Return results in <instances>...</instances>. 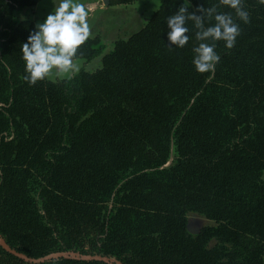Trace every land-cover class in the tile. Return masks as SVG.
I'll return each instance as SVG.
<instances>
[{
    "label": "trees",
    "instance_id": "16d2710c",
    "mask_svg": "<svg viewBox=\"0 0 264 264\" xmlns=\"http://www.w3.org/2000/svg\"><path fill=\"white\" fill-rule=\"evenodd\" d=\"M40 1L0 0V239L29 260L0 242V264H264V0H242L247 22L191 0L240 26L209 72L192 62L194 21L183 48L168 41L184 0H160L111 52L100 36L80 46L74 59L103 55L96 71L31 83L36 24L17 14ZM193 214L214 225L190 233Z\"/></svg>",
    "mask_w": 264,
    "mask_h": 264
},
{
    "label": "clouds",
    "instance_id": "9594fccd",
    "mask_svg": "<svg viewBox=\"0 0 264 264\" xmlns=\"http://www.w3.org/2000/svg\"><path fill=\"white\" fill-rule=\"evenodd\" d=\"M236 10V15L247 22L248 13L241 6L242 0H224ZM55 5L46 19L36 25V31L22 44L25 61V79L31 83L42 80L53 73L62 74L74 66L77 50L91 35L89 15L91 6L80 0H53ZM191 0H184L183 6L167 18V38L170 45L183 48L190 36L187 21L195 22L196 39L200 41L193 48L195 70L205 73L213 70L220 61L216 42L224 41L232 48L240 35V26L231 14L217 12L216 8H199L203 15L189 12ZM214 17L215 23L205 26V19Z\"/></svg>",
    "mask_w": 264,
    "mask_h": 264
},
{
    "label": "rangeland",
    "instance_id": "374dc122",
    "mask_svg": "<svg viewBox=\"0 0 264 264\" xmlns=\"http://www.w3.org/2000/svg\"><path fill=\"white\" fill-rule=\"evenodd\" d=\"M80 2L91 6V12L88 18L91 27L90 37L101 34L104 42L109 46L108 51L110 49L113 50L114 48V43L111 42L110 39L113 40L118 36H129L130 34L141 30L145 26L148 18L160 8V0H138V5L133 8L132 14H128L123 11L125 6L122 5L103 7L104 2L106 4V1L103 0H80ZM54 7L55 5L53 0H41L36 8V12L32 14L33 19L30 20L35 21L34 23L36 25L42 23L46 19L47 15L53 11ZM31 11L32 10H24L23 12L17 14V18L22 19L30 16ZM115 26L118 27V30L120 29L119 27H121V34L117 33L112 37ZM102 56L103 55L97 57L94 61H91L87 64L82 59H74L73 68L62 74H50L46 78L50 81H59L69 78L81 70L94 72L99 69V66L102 64ZM176 159L177 151L176 147L173 145L171 150V158L167 166L173 164ZM211 225H214V222L202 218L196 214L190 216L189 226L195 227V229L198 231ZM70 257H77V255L73 254Z\"/></svg>",
    "mask_w": 264,
    "mask_h": 264
},
{
    "label": "water",
    "instance_id": "95a60500",
    "mask_svg": "<svg viewBox=\"0 0 264 264\" xmlns=\"http://www.w3.org/2000/svg\"><path fill=\"white\" fill-rule=\"evenodd\" d=\"M106 5H108V1H106ZM189 232L192 234H197L199 231L195 229L193 226H189ZM1 245L3 246L4 249L7 251L15 254L16 256L29 261L26 257L22 256L21 254L17 253L16 251L12 250L3 239H0ZM72 254L71 253H60L56 255L55 257H70ZM88 260H93V261H102L108 264H122L121 262H116L113 259L107 258V257H102V256H89L87 257ZM41 260H34L33 262H40Z\"/></svg>",
    "mask_w": 264,
    "mask_h": 264
},
{
    "label": "crops",
    "instance_id": "0c3cea01",
    "mask_svg": "<svg viewBox=\"0 0 264 264\" xmlns=\"http://www.w3.org/2000/svg\"><path fill=\"white\" fill-rule=\"evenodd\" d=\"M103 1H107V0H103ZM38 4H39V3H38ZM38 4H37V6H38ZM137 5H138V0L135 1L133 4H130V5H122V6H125V9H124L123 11H124L125 13L132 14V12H133V8H134L135 6H137ZM37 6H35L33 9H29V10H32V11H31V15L25 17L26 19H33L32 14H34V13L36 12V8H37ZM106 6H108V5H106L105 2H104L103 7H106ZM135 9H136V8H135ZM150 17H151V16H150ZM150 17H149V18H150ZM25 18H22V19H25ZM149 18H148V19H149ZM147 21H148V20H147ZM34 22H35V21H34ZM146 23H147V22H146ZM124 26H125V25H124ZM117 28H118L117 26L114 27V33H113L112 37L115 36L117 33H118V34H119V33L121 34V32H120V31H121V27H119V28H120L119 30H118ZM122 28H123V26H122ZM124 29H125V28H124ZM138 31H139V30H138ZM138 31H137V32H138ZM122 32H124V31H122ZM134 33H136V32H134ZM134 33H132V34H134ZM132 34H130L129 36H123V37H121V36L119 37V36H118L119 38L116 37V38L113 39V40L110 39V41L113 42V43H115L116 40H119V39H127V38L130 37ZM96 36H100V38H101V40H102V43L105 45L104 54H107V53L111 52L112 49H110V50L108 51V47H109V46L104 42L102 35H101V34H98V35H96ZM96 36H94V37H96ZM94 37H91V38H94ZM110 41H109V42H110ZM109 42H108V43H109ZM113 49H114V48H113ZM102 57H103V56H102ZM95 59H96V58H95ZM95 59H94V60H95ZM94 60H92V61H94ZM85 63L87 64V63H89V62H85ZM101 65H102V64H101ZM101 65L99 66V68L101 67Z\"/></svg>",
    "mask_w": 264,
    "mask_h": 264
}]
</instances>
